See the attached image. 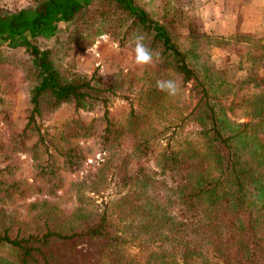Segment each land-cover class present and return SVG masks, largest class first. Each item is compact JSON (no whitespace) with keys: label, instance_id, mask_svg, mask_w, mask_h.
Returning <instances> with one entry per match:
<instances>
[{"label":"trees","instance_id":"1","mask_svg":"<svg viewBox=\"0 0 264 264\" xmlns=\"http://www.w3.org/2000/svg\"><path fill=\"white\" fill-rule=\"evenodd\" d=\"M13 1L0 0V101L21 70L27 114L15 128L3 110L9 136L0 140L8 162L0 165V264H264V42L243 51L223 40L226 59L241 65L217 83L208 66L216 39L198 24L189 35L180 31L195 0H31L12 8ZM104 35L133 54L135 37L144 35L153 63L141 77L135 69L84 71L78 54ZM3 44L13 55L23 49L24 60L5 54ZM160 79L178 81L191 103L179 124L189 137L158 151L153 117L174 105L157 90ZM117 99L130 106L124 121L112 111ZM63 107L76 116L57 134L48 122ZM90 136L105 153L101 163L116 164L127 190L123 206L143 218L134 256L119 254L131 239L107 203L72 213L51 203L64 172L84 168L77 140ZM30 150L37 161L31 179L15 174L12 162ZM27 197L28 220L14 207Z\"/></svg>","mask_w":264,"mask_h":264},{"label":"rangeland","instance_id":"2","mask_svg":"<svg viewBox=\"0 0 264 264\" xmlns=\"http://www.w3.org/2000/svg\"><path fill=\"white\" fill-rule=\"evenodd\" d=\"M30 1L14 0L11 7L20 8L28 5ZM185 17L186 20L180 25L181 30L179 29L183 35H189V32L198 24L202 32L212 35L216 39L213 44L215 50L211 51L208 66L211 67L217 83L224 80L229 73H233L235 66L241 65L238 57H234L230 61L226 59L224 56L226 44L222 43L223 40L232 41L233 39L237 42V49H243L246 46L254 48L264 42V0H195L193 9L187 12ZM189 17L194 19L190 20ZM105 36L107 35L100 37L92 46L94 49L92 54H89L87 50L78 54V66L89 73L97 67L106 72H113L119 68L135 69L138 76L141 77L143 65L139 66L134 63V54L130 50L120 47L110 37L107 36V39H104ZM217 40L221 41L218 43ZM40 44L51 46L52 41L42 38ZM204 46L206 47L205 43ZM2 49L16 62L25 58L22 57L23 49L16 50L17 55H13L15 50L5 44L2 45ZM243 51L245 50L243 49ZM13 80L16 81L13 87L14 91L5 94L4 101H0V140H6L9 136V129L3 118L4 109L10 112L15 128L23 126L27 114L26 92L22 88L24 83L21 70L14 71ZM143 83L144 80L141 79L138 86L139 91ZM189 93L187 88L180 86L177 95L172 96L174 105L160 112L158 118L156 115L153 117L154 137L152 143L158 151L171 141L181 142L189 137L188 129L179 125L191 103ZM112 111L116 119L124 121L129 114L130 106L122 99H117L113 104ZM237 114L239 117H245V111L242 109L238 110ZM74 116L76 113L71 107H63L52 116L48 125L51 131L61 134ZM82 116L86 120L93 117L91 114ZM77 141L84 146L87 162L81 171L64 172L65 185L57 195L50 196L51 203L59 206L66 213L75 212L78 208L95 212L103 209L107 203L111 218L121 229V232L131 239L126 245L118 247L120 248L118 249L119 254L134 256L138 249L133 244L138 243L145 235L139 230L143 218L123 206L122 196L127 193V190L116 173L114 168L116 164L101 163L105 159V153L101 152L97 142L98 138L90 136ZM30 145L31 143H29ZM12 162L18 165L15 174L29 179L33 177L37 162L33 150L21 153ZM6 163L8 162H4V154L0 152V165H6ZM57 163L60 164L59 160ZM89 172H96L97 176L95 175L92 180L87 179ZM31 201L30 197L17 201L14 206L16 215H21L22 218L28 220L30 214H33V210L29 207Z\"/></svg>","mask_w":264,"mask_h":264},{"label":"clouds","instance_id":"3","mask_svg":"<svg viewBox=\"0 0 264 264\" xmlns=\"http://www.w3.org/2000/svg\"><path fill=\"white\" fill-rule=\"evenodd\" d=\"M107 39V36L104 37ZM89 54L94 52L92 47L87 49ZM134 63L136 65H150L153 63V52L145 44V36L137 35L134 41ZM101 75H105L103 72ZM156 88L158 91L164 92L169 96H176L179 91V83L174 79H160L156 81Z\"/></svg>","mask_w":264,"mask_h":264}]
</instances>
